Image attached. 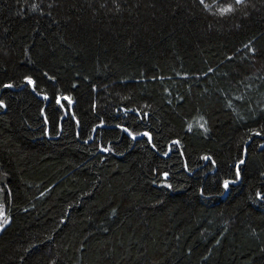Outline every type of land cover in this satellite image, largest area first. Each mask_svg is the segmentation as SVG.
I'll list each match as a JSON object with an SVG mask.
<instances>
[{"label":"trees","instance_id":"trees-1","mask_svg":"<svg viewBox=\"0 0 264 264\" xmlns=\"http://www.w3.org/2000/svg\"><path fill=\"white\" fill-rule=\"evenodd\" d=\"M0 101V264H264V0H0Z\"/></svg>","mask_w":264,"mask_h":264},{"label":"snow or ice","instance_id":"snow-or-ice-1","mask_svg":"<svg viewBox=\"0 0 264 264\" xmlns=\"http://www.w3.org/2000/svg\"><path fill=\"white\" fill-rule=\"evenodd\" d=\"M199 5H201L203 7V9L212 14V15H216L219 14L221 17L224 16H229L231 14H234L237 11L238 6L240 5H246L247 0H227V2L220 4V0H213L212 3L207 2V0H198ZM33 10H35V8L37 7V5H33ZM215 10V11H214ZM247 47V46H246ZM250 51L255 52V49H250ZM211 71V69H210ZM25 81L27 82L28 85H31L33 87V91L36 90V81L31 77V76H26L24 77ZM50 79H52V77H50ZM13 85L11 84H6L5 87L7 88H11ZM47 95L45 94V99H47ZM65 99H69L68 97H65ZM70 102V101H69ZM56 103L60 104V99L59 97H56ZM0 105H3V101H0ZM61 107H64L63 104H60ZM117 127H121L123 129V131H125L129 136H131L133 139L136 138V133L132 132L131 130H129L128 128L122 126V125H117ZM201 127H203V125H201ZM258 135L260 133H257ZM143 135L145 136H149L148 133H144ZM149 139H151V137L149 136ZM178 143V142H177ZM155 146V145H153ZM104 151H108V149H104ZM165 155H167V153H165ZM204 159L208 160L209 157H204ZM212 163L214 164L215 161L213 160ZM245 161L244 160H240L239 163L235 166L236 167V172H235V177L236 179H240L241 178V169L240 166L241 164H244ZM165 177L168 176V173H164L163 174ZM230 183H235V180H228L225 179L223 181V187L225 189H228ZM168 187H171V185L169 184ZM256 196L260 199H264V193L261 192H257ZM8 219H4L3 223H0V230H2L4 228V226L8 223Z\"/></svg>","mask_w":264,"mask_h":264},{"label":"rangeland","instance_id":"rangeland-1","mask_svg":"<svg viewBox=\"0 0 264 264\" xmlns=\"http://www.w3.org/2000/svg\"><path fill=\"white\" fill-rule=\"evenodd\" d=\"M7 217H6V214H5V212H4V210L3 209H1L0 208V223H3V221H4V219H6ZM8 219V218H7ZM8 221H9V219H8ZM8 224V223H7ZM6 226V225H5ZM4 226V227H5ZM3 230V229H2ZM2 230H0V232L2 231Z\"/></svg>","mask_w":264,"mask_h":264}]
</instances>
